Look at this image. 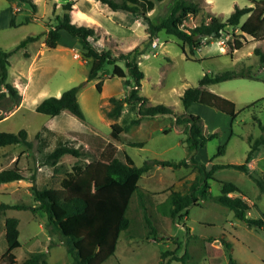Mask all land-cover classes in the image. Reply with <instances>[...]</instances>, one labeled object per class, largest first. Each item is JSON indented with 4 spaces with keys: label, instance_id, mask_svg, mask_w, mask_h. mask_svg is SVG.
Returning <instances> with one entry per match:
<instances>
[{
    "label": "rangeland",
    "instance_id": "374dc122",
    "mask_svg": "<svg viewBox=\"0 0 264 264\" xmlns=\"http://www.w3.org/2000/svg\"><path fill=\"white\" fill-rule=\"evenodd\" d=\"M65 1L33 0L36 5L33 10L26 2L0 0V47L11 50L26 36L45 32L46 24L53 23L55 15L63 12L61 5ZM73 1L71 20L97 30L100 37L97 40L90 38L95 47H110L115 52L131 50L135 46L141 49L137 57L143 71L139 93L148 99L147 104L168 105L172 113L144 116L137 125L121 132L120 140L113 139L110 136L111 124L114 121L121 123L123 117L135 116V111L124 103L119 117L113 119L106 115L111 107L108 98L112 95L121 98L127 91L120 78L108 77L112 65L108 64L98 76L102 80L101 90L98 92L95 88L98 78L86 81L90 60L84 58L76 48L75 37L62 31L56 47L50 48L44 42L45 35H40L37 40L28 42L8 57L7 79L18 89L21 101L9 107L8 98L0 100V131L16 132L25 128L33 146L26 148L22 144H10L0 147V170L16 164L22 169L24 176L23 179L0 184V203L36 206L38 203L29 189L31 175H35L38 185L48 181L49 185L58 187L61 178L73 164L89 162L95 158L84 145L81 149L86 151V155L74 157L66 154L53 167L40 165L37 161L35 134L42 125L65 135H69L70 129L94 131L117 145V157L123 159L122 151L125 150L136 165H141L145 159L150 158L179 160L193 157L207 164L244 162L251 141L264 136V127H261L264 125V62L254 53L255 47L264 51V27L257 41L246 35L243 47L236 50L227 41L238 37L240 31L237 27L227 26L219 37H205L194 53H190L186 45L183 51L180 41L163 31L149 40L146 20L123 11H113L97 0ZM194 1L199 4L200 9L195 16H189L184 21L186 28L208 21L211 15L225 19L235 5L250 4L249 0ZM173 2L174 0L156 2L149 12L150 19H161L168 13ZM12 16L16 25L9 24ZM246 17L242 16L241 21ZM119 63L122 65V62ZM242 68H250L255 77L238 76L209 87L235 102L236 115L233 119L226 113L199 102H192L184 109L180 99L183 90L196 86L203 74ZM78 84H81L77 98L84 114L82 119L67 110L56 116L35 110L37 103L44 97L59 95L63 90ZM254 100L257 101L250 104V107H245ZM188 112L200 115L205 132H218L216 137L198 149L188 150L185 124L174 120L175 116ZM138 141H143V144L129 145V142ZM73 143L79 146L78 139L74 138ZM221 144H225V152L215 156ZM251 159L253 167H248L247 172L231 167L216 170L214 179L209 181L210 193L220 194L221 181L235 183L240 192H235L234 196L243 195L250 207L247 215L261 218L262 228L247 226L231 209L210 199H199L198 204L190 206L187 215L181 218L172 220L162 215L157 211L156 205L165 199L170 189L185 192L189 183L199 175L191 166L174 169L155 165L142 174L138 184L152 192L147 195L151 198L147 207L155 215L154 225L158 236L164 238L155 240L148 236L143 211L137 196L133 194L127 210L131 219L130 226L120 233L114 254L101 264H182L172 259V255L162 259L163 250H172L177 255H182L187 250L188 264H209L206 252L209 243L206 240L212 236L215 239L209 245L214 247L213 254L220 257L219 264H264V190L253 178L257 177L264 183V147ZM7 216L18 218V239L21 245L14 250L18 263L30 252L46 251L47 264H74L76 251L70 240L61 233L50 230L41 209L35 212L28 208L0 210V255L6 249L3 222ZM221 239L231 243L235 263L230 261Z\"/></svg>",
    "mask_w": 264,
    "mask_h": 264
},
{
    "label": "trees",
    "instance_id": "16d2710c",
    "mask_svg": "<svg viewBox=\"0 0 264 264\" xmlns=\"http://www.w3.org/2000/svg\"><path fill=\"white\" fill-rule=\"evenodd\" d=\"M97 1L105 4L113 11H123L135 18L146 20L149 40L163 31L177 38L183 51H185L184 45H186L190 53H194L205 37H219L222 32L226 31L227 26L237 27L240 31L238 37L234 36L232 41H227L232 49L243 47L246 35L257 39L264 27V0H249L250 4L248 5H235L227 18L222 19L216 15H211L208 21L200 22L191 28L184 27V21L189 16H195L200 9L199 4L194 0H174L168 13L157 21L150 19L149 12L154 8L156 2L163 0ZM18 2H26L35 10L36 5L33 0H18ZM73 5V0H66L62 3L63 12L55 15L53 23L46 24L47 30L42 33L45 35L44 42L50 48L56 47L62 31H66L75 37L77 39L76 48L84 58L90 60L86 81L98 78L108 64L112 65L108 77L120 78L123 85L127 87V91L121 98L114 95L108 98L111 107L106 111V115L113 119L119 117L125 103L135 111V116L123 117L121 123L114 121L111 124L110 136L118 141L121 132L128 131L132 126L137 125L142 117L171 114L170 106L161 103L147 104L148 99L139 93L143 71L139 66L137 57L141 53V49L135 46L131 50L115 52L110 47L100 49L95 47L90 38L97 40L100 37L99 33L92 26L78 24L71 20ZM242 16H247L244 21H241ZM9 24L16 25L13 16L10 18ZM42 34L26 36L11 50L0 47V100L8 98L10 100L9 107L20 103L21 94L16 86L7 79L8 57L28 42L37 40ZM254 53L263 63L264 51L255 47ZM24 54L27 55L26 52ZM119 62H122V65ZM238 76L255 77V73L250 68H242L240 70H224L215 74H203L196 86H189L183 90L180 99L184 109H187L192 102H199L226 113L233 119L236 115L235 102L205 88V85ZM101 84L102 80L98 78L95 83L98 92L101 90ZM80 86L81 84H78L63 90L59 95L44 97L37 103L35 110L50 116H56L63 110H67L82 119L84 114L77 98ZM257 100L245 107H250V104ZM174 120L177 123L185 124L184 133L186 134L185 141L188 150L203 147L208 140L218 134L217 131L205 132L203 120L198 114L188 112L181 116H175ZM74 138L79 140V146L74 145ZM35 139L38 151L37 161L40 165L53 167L66 154L74 157L86 155V151L81 149L84 145L95 158L89 162L73 164L61 178L58 187L49 185L48 181L38 185L35 175H31L29 180L32 183L29 189L38 204L29 206L24 203H0V210L4 208H28L35 212L41 209L45 213L46 224L50 230L61 233L70 240L76 251V256L73 257L74 264H101L114 254L120 233L127 230L131 223L127 210L133 194L137 196L143 211L148 236L155 240L164 238L158 236L157 227L154 225L155 215L147 207L151 201L147 195L152 192L138 184L142 174L155 165L174 169L191 166L199 175L197 179L189 183L185 192L170 189L165 199L156 205L157 211L162 215H166L172 220L181 218L187 215L190 206L198 204L199 199H210L231 209L234 215L247 226L257 228L263 226L261 218H253L247 215L250 207L241 196L229 195V193L240 192L235 183L221 181L220 194L212 195L209 181L214 179L216 170L224 167L247 172L250 159L261 147H264V136H259L251 141L243 163L229 162L224 164L202 163L191 157L190 159L182 158L179 160L150 158L145 159L141 165H136L133 158L125 150L122 151L123 159L116 156L118 147L112 140L89 129H70L69 135H65L52 127L42 125L37 130ZM10 144H22L26 148L33 146L32 141L28 139L25 128L16 132L0 131V147ZM142 144L143 141L129 142V145L132 146ZM224 152L225 144H221L218 146L215 156L223 155ZM23 178L22 169L16 164L0 170V184ZM253 178L264 190V183L257 177ZM3 225L6 249L0 255V262L4 264H47L46 251L30 252L18 263L14 254V250L21 245L18 239V218L7 216ZM212 239L215 237H208L206 242L210 244ZM221 242L227 250L230 261L235 263L236 259L231 253V243L225 239H221ZM209 244L206 246L209 264H219L221 259L213 254L214 247ZM168 255H172V259H176L182 264H188L189 253L187 250L182 255H177L172 250L161 252L162 259ZM116 264L125 263L116 262Z\"/></svg>",
    "mask_w": 264,
    "mask_h": 264
},
{
    "label": "crops",
    "instance_id": "0c3cea01",
    "mask_svg": "<svg viewBox=\"0 0 264 264\" xmlns=\"http://www.w3.org/2000/svg\"><path fill=\"white\" fill-rule=\"evenodd\" d=\"M251 37V36H250ZM253 40L257 41V39H254L252 37ZM238 50V49H236ZM235 51V50H234ZM228 80V79H227ZM225 81V80H224ZM212 84H215V83H212ZM211 84H208V85H205V88L209 89ZM248 167H253V162H252V159H250V161L248 162ZM230 196H234V193H229ZM243 198V195L241 196ZM244 199V198H243ZM249 205V204H248Z\"/></svg>",
    "mask_w": 264,
    "mask_h": 264
}]
</instances>
